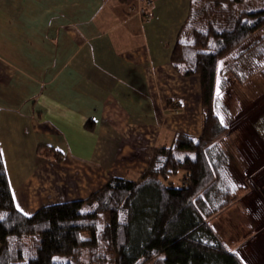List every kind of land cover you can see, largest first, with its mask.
Segmentation results:
<instances>
[{
    "label": "crops",
    "instance_id": "0c3cea01",
    "mask_svg": "<svg viewBox=\"0 0 264 264\" xmlns=\"http://www.w3.org/2000/svg\"><path fill=\"white\" fill-rule=\"evenodd\" d=\"M142 1L0 0V154L22 213L134 179L184 123L193 90L169 56L189 2L152 0L145 18Z\"/></svg>",
    "mask_w": 264,
    "mask_h": 264
},
{
    "label": "trees",
    "instance_id": "16d2710c",
    "mask_svg": "<svg viewBox=\"0 0 264 264\" xmlns=\"http://www.w3.org/2000/svg\"><path fill=\"white\" fill-rule=\"evenodd\" d=\"M188 2L170 65L181 77L198 78L199 135L175 131L170 144L152 148L134 179L111 176L83 199L29 215L15 205L0 154V264H245L209 222L235 200L222 189L228 128L215 111L216 90L223 71L241 80L231 63L220 66L232 52L250 40L243 52L259 56L264 49V0ZM175 103L166 99L168 107ZM251 125L264 135V110Z\"/></svg>",
    "mask_w": 264,
    "mask_h": 264
},
{
    "label": "rangeland",
    "instance_id": "374dc122",
    "mask_svg": "<svg viewBox=\"0 0 264 264\" xmlns=\"http://www.w3.org/2000/svg\"><path fill=\"white\" fill-rule=\"evenodd\" d=\"M251 42L232 52L220 64L223 67L224 63H231L241 77L238 81L229 71L221 73L215 109L228 128L227 141L222 144L229 150L222 169V189H227L235 200L209 222L222 243L235 250L245 264H264V135L251 125V121L264 110V75L256 70L264 72V49L259 56L243 52ZM196 78L186 80L193 91L190 93L187 89L188 93L184 92L185 104L183 108H177L179 113L184 111V123L175 124L176 131L192 135H199L202 120L199 92L194 93L197 91ZM181 116L171 118L178 121ZM198 126L199 133L196 134ZM168 130L166 128L163 132ZM172 135L163 133L158 145L170 144Z\"/></svg>",
    "mask_w": 264,
    "mask_h": 264
},
{
    "label": "built area",
    "instance_id": "2783aa9c",
    "mask_svg": "<svg viewBox=\"0 0 264 264\" xmlns=\"http://www.w3.org/2000/svg\"><path fill=\"white\" fill-rule=\"evenodd\" d=\"M152 4H153L152 0H143L142 3L137 5L136 13L145 18L149 17L150 16L149 10L152 7Z\"/></svg>",
    "mask_w": 264,
    "mask_h": 264
},
{
    "label": "snow or ice",
    "instance_id": "6c2138e0",
    "mask_svg": "<svg viewBox=\"0 0 264 264\" xmlns=\"http://www.w3.org/2000/svg\"><path fill=\"white\" fill-rule=\"evenodd\" d=\"M221 122H223V120L221 119ZM25 214H27V213H25Z\"/></svg>",
    "mask_w": 264,
    "mask_h": 264
},
{
    "label": "flooded vegetation",
    "instance_id": "af4514ba",
    "mask_svg": "<svg viewBox=\"0 0 264 264\" xmlns=\"http://www.w3.org/2000/svg\"><path fill=\"white\" fill-rule=\"evenodd\" d=\"M263 131H264V128H263Z\"/></svg>",
    "mask_w": 264,
    "mask_h": 264
}]
</instances>
